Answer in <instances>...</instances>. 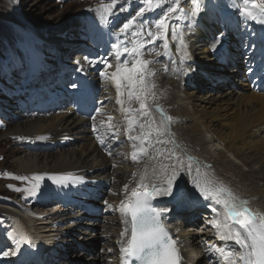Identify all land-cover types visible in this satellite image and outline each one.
Segmentation results:
<instances>
[{
	"label": "bare ground",
	"instance_id": "6f19581e",
	"mask_svg": "<svg viewBox=\"0 0 264 264\" xmlns=\"http://www.w3.org/2000/svg\"><path fill=\"white\" fill-rule=\"evenodd\" d=\"M193 2V8L192 5H187L188 9H192L191 12L198 6L196 1ZM238 3L240 9L245 7L244 0L237 1ZM13 5L15 6H9V9L14 15L9 19L21 26L29 38L37 40L40 44L53 46L57 54L54 58L59 61V64L54 63L55 67L60 65L63 67L62 71L82 75L73 79L77 87L73 88L72 99L57 90L49 76L45 78L46 82L52 85L50 99L57 105L58 112L54 117L51 113L44 117H32L33 113L41 111L36 104L28 107L22 105L13 110L23 114L18 113L15 120L21 121L30 117L31 120L27 122L32 123L16 127L12 134L36 143L37 152L39 146L56 151L54 155L43 156L21 152L20 156L14 159V169L19 172L17 176H26L29 180H32L34 175L43 176L41 187L45 192L42 195L55 194L63 202H75L81 206L80 209L88 218H92L87 220L81 214L74 217L58 214L47 218L39 217L30 211L20 213L8 204H0V220L6 217L5 219L17 221L21 225L17 234L26 233L31 241L30 245L20 246L21 252L17 254L20 260H17V264L25 259H34L39 261V264H46L43 261L47 257L57 258L60 254H64L74 264L79 261L80 264H120L121 254L117 241L125 225L121 223V214L116 209L120 200L125 198L123 186L127 183L130 191L135 187L140 172L147 170L151 175L154 167H159L162 157L157 156L158 149L174 148L184 159L185 166L189 163L187 158L192 157L191 175L182 174L179 181L188 198L183 203H177L170 197H155L161 205L170 203L180 210L191 205H208L209 202L204 201L195 190L193 181L199 178L229 187L236 196L249 201L247 207L253 213L264 216V94L260 93L264 91V42L258 43L259 40H264V25L245 19L240 9L222 12L221 17L208 16L206 10L201 11L187 30L185 38L183 55L187 54V61L194 69L188 75L179 74L178 70L174 72L170 68L165 71L163 55L157 56L156 45L159 41L156 45L149 46L152 50L150 54H144L143 58L156 62L149 65V69L155 73L152 80H149L155 84V97L149 99L148 103L153 108L159 105L166 116L173 118L172 136L160 139H171L174 143L157 144L153 136L150 145H146L148 154L138 153L137 161H133L131 154L140 146V141H130L125 134L129 114L124 113L121 105L116 104V91L111 80L98 74V66L92 69L90 64L84 61L86 56L93 55L94 52L99 54L93 48L99 38L84 39L81 36L80 42H77L74 24L70 25L69 22L58 30L57 35L43 27L33 29L22 22L16 4ZM120 5L123 4L120 2L113 10L115 14L111 17L109 26L103 24L99 29L97 19L92 18V31L101 33L103 38L108 36L115 42L113 30L118 31L123 19L134 15L130 14V7ZM248 7L258 14V10L251 9L250 4ZM87 10L82 13H87ZM97 10H100V14L104 12L101 7L95 9L96 12ZM148 24L153 26L150 22ZM144 28L147 30L148 26ZM152 31H155L154 28ZM221 32L225 33L227 38H224L213 52L212 40ZM171 47L175 53L177 43H171ZM111 52V62L114 63V50L111 49ZM212 63H217L214 66L216 70H210ZM234 65L241 67L234 69ZM246 67L250 70V76L257 75L255 85H251L255 92L250 91L249 86L245 84L246 76L243 72ZM78 68L82 71H77ZM107 71L111 73L114 67ZM217 72L224 75L223 79H227V84L218 83L212 77ZM232 75L239 76L240 88L232 85ZM89 80L93 85H89ZM187 87H191L193 91L191 89L187 93ZM205 87H209V93L203 99L201 93ZM222 88L225 92L221 91ZM82 90H85V93H82ZM163 95L168 97V100H165ZM97 98L99 102L96 101ZM121 99L125 101L123 107L139 109L135 100H127V92ZM95 108H101V114H97ZM92 116H96L95 121ZM108 116H112L113 121L109 122ZM151 116L158 125L160 114L152 112ZM88 118H91V121H86ZM140 122L147 121L145 118H138L131 135H139ZM109 123L115 124L119 131L114 133L109 128ZM9 124L12 123H3L6 128ZM97 135L106 139L104 145L98 142ZM133 172L138 173L137 177L132 176ZM57 179H63L64 185L58 186L54 183ZM14 181L23 183L17 179ZM153 181L154 178L149 182ZM92 189L101 190L98 195L100 205L108 202L107 208L102 209L104 216L99 224L97 222L100 215L93 210L94 198L97 196L89 195ZM28 202L36 207L44 206L37 200L31 201L30 198ZM215 207L222 212L220 206ZM3 222L8 223L5 220ZM203 230V234L181 230L177 235L183 249V264H212L208 262V255H214L217 264H223L218 253L209 251L213 245L227 250H239V246L234 242L225 243L218 240L214 228ZM2 236L4 233L0 229V237ZM76 236H79V244L85 248H71L70 240ZM109 249L112 251L109 252ZM12 259L16 260L15 256H12Z\"/></svg>",
	"mask_w": 264,
	"mask_h": 264
},
{
	"label": "snow or ice",
	"instance_id": "6c2138e0",
	"mask_svg": "<svg viewBox=\"0 0 264 264\" xmlns=\"http://www.w3.org/2000/svg\"><path fill=\"white\" fill-rule=\"evenodd\" d=\"M118 0H111V3L102 4L100 7L105 13L114 15V8ZM197 8L191 12V19L201 12L207 10L205 0H196ZM167 4L166 10L156 19L152 31V25H149L147 30L141 24L136 27L137 21L144 17L146 13L154 12L157 9L163 8ZM245 7L240 9L245 19L256 21L264 25V0H244ZM258 10L253 12L249 9ZM138 9L134 15L126 20L118 31L113 30L112 34L116 36L115 42L111 44L114 63L109 62L107 58L101 61H89L90 65L95 66L97 63H103L104 70L97 69L99 75L108 77L112 86L116 91V104L121 105L124 113H128L127 129L125 134L130 141H140V146L131 154V159L137 161L138 153L147 155L148 147L152 137L155 136L157 144L174 143L171 139H160L161 137H171V124L173 118L166 116L163 109L156 105L155 108L148 103L149 99L155 97V84L149 81V77L155 75L149 69V65L156 62L144 59V54H150L149 46L156 45L158 41L162 42V47L165 51L169 48V24L168 21L177 13H181L187 19L188 14L181 7V0H139ZM123 7V5H121ZM191 23L187 27H191ZM146 31V35H145ZM225 33L221 32L217 35L212 43V51L215 52L218 46L222 43ZM130 37V38H129ZM173 40L176 39L175 33H172ZM181 45L184 44L183 38L180 39ZM179 51V49H178ZM160 53L157 52V56ZM125 56L132 57L131 61ZM87 59V58H85ZM176 63V61H172ZM180 63L184 65L180 71L185 75L190 74L192 69L191 64L187 61V54L182 55ZM114 67V71L109 73L107 70ZM77 71H82L78 68ZM167 71V66H165ZM73 88L77 85L73 83ZM107 91V89H105ZM127 92V100L129 102L135 100L139 104V109L123 107L125 101L121 99ZM97 114H101V108H95ZM158 112L160 114V122L157 125L152 119L151 113ZM93 121L96 116L91 117ZM138 118H145L147 121L139 123V135H131L133 127L137 125ZM108 121H113L112 116L107 117ZM103 124L104 122L101 121ZM109 128L113 132H118L119 128L112 123H109ZM147 129V130H145ZM93 131H96L95 124ZM97 140L101 145L106 143V139L97 135ZM45 139V137H38ZM136 147V145H133ZM111 154V152L109 153ZM157 156L162 157L159 167H154L151 175L147 170L133 172L132 176L137 177L135 187L129 191V185L124 184L125 198L119 202V207L116 209L121 214V223L125 225L124 229L119 233L120 239L119 252L121 254L120 264H181V256L177 249V242L173 240L168 231L165 229L162 218L167 213L168 209H158L151 203L152 199L158 196L170 197L177 203H183L188 194L180 187L179 181L182 174L191 175L192 172V157H188L189 163L185 166L184 159L177 154L174 148L167 150L158 149ZM115 167V165H113ZM197 174L200 175L197 167ZM8 176V174H5ZM17 180L25 181L26 176L9 177ZM154 178V181L149 182ZM43 176L34 175L31 187L25 191L29 197H34L42 194L45 190L41 187ZM58 186L64 185L63 179L54 180ZM195 190L203 197L204 201H208L212 213L216 214L213 218L206 221L212 228L215 229V235L222 242H234L239 246V250H227L218 246H210L209 251L218 253L222 257L223 264H264V216L253 213L247 205L249 201L236 196L233 191L223 185L216 184L212 181H202L196 179L193 181ZM15 191L20 192L21 189L16 188ZM113 195H117L113 193ZM107 205L108 202L105 201ZM220 206L222 212L215 207ZM7 236L15 244V248L11 250L0 249L2 256H17L21 252L22 244H31L30 238L26 233H15L14 231L7 232ZM109 252L112 249L108 250Z\"/></svg>",
	"mask_w": 264,
	"mask_h": 264
},
{
	"label": "rangeland",
	"instance_id": "374dc122",
	"mask_svg": "<svg viewBox=\"0 0 264 264\" xmlns=\"http://www.w3.org/2000/svg\"><path fill=\"white\" fill-rule=\"evenodd\" d=\"M185 1L186 0L182 1L181 7H183ZM120 2L122 4H127L128 2H134V0H118L116 7L119 6ZM107 3H111V0H0V96H8L11 101H19V99H23L24 102L28 103L26 106L35 105L36 102L40 101L44 98V96H48L49 94V90L47 89L48 86H45L44 84V78L47 75H49L52 80H54L55 84H59L58 89L60 91L69 92V96H72V86L71 83L68 82L71 79V74L63 72L60 67H55L53 69L54 64L50 65L51 61H53L54 58L53 47L39 44L37 40L29 38L21 29V26L17 25L15 22L9 19L14 15V12L9 9V6L12 7L15 6L13 4H16V7L19 10V18L21 20L23 19L22 22L26 21L31 24L33 28L37 29L43 27L46 28L49 32L52 31L54 34H56L59 29H61L66 23L69 22L70 25L74 24V31L83 34V36H89L91 29L88 25L85 24L87 18H81L80 16L82 13V9L93 7L97 8L100 5ZM193 4L194 2H192V8ZM132 5L135 6L134 4ZM166 7L167 4L163 8L158 9V13H162L164 10H166ZM191 10L192 9H188L190 15ZM91 13L93 14L92 16H95L97 12L92 11ZM83 15L92 19L89 13H83ZM107 15L110 17V14ZM112 16L113 15H111V17ZM96 19L97 18L95 17V20ZM121 19L122 18H120V21ZM110 20L112 19L110 18ZM190 22H192L191 18L189 17L186 20L184 15H182L181 13H177L176 15H174L168 21V43L171 40L173 32L175 33V36L178 33H181L179 38H183L184 44H177V47H185V31L188 23ZM35 48H37L40 54L45 53L47 58H45V56L41 58L35 57ZM3 49L5 51H2ZM25 49H29L30 53L34 56V60L37 64V69L31 66L28 54L24 52ZM99 49L102 50V47L99 46ZM168 51L169 48L165 52ZM103 53V59L107 58L109 60V52L107 50H104ZM168 53L176 56L174 53H171V51H169ZM49 60L51 61L44 62ZM95 60H97V58ZM101 66H103V63H101ZM6 67H9V74L6 70ZM30 71H32L33 73L30 74ZM149 78V80H152V77ZM105 80H107V78H105ZM208 88L209 87H205V89L202 91V98L208 95ZM186 89H188L187 93H189L192 88L187 87ZM2 90L7 91L2 92ZM221 91H224V89L222 88ZM47 99H45V101ZM164 99L168 100V97ZM5 101H7L6 97H0V122L4 124H12L7 125V128H5L3 124H0V199L7 200L10 198L15 201L14 204H16L20 202L22 196H24L25 198H30L25 190L31 187L33 180H29L28 178L27 180L23 181V183H19L20 181L16 182L11 180L10 178L8 179V176L12 177L13 175L17 176L19 174V172L14 169V159L17 156H20L21 152L43 156L54 155L56 151L51 148H45L43 146L38 147V152L37 150L30 151L29 148H35L34 145H36V143H32V141L30 142V139L28 138L21 136L17 137V135L12 134L13 130L16 127H20L21 125H28L32 122H27L28 120H31L30 118H23L21 119V121L15 120L18 113L20 115L23 114L20 111H13L16 109V107H14V103L10 104L9 106V104ZM44 115L45 113L42 112L38 116L42 117ZM54 116L55 114H53L52 117ZM6 173L8 174V176L5 175ZM9 185L12 187V189L7 188V186ZM16 188L21 189V191H15ZM52 204L56 205V203L53 202L50 204V207L52 206ZM57 207L58 206H53L52 208L46 207L45 209H41L40 207L33 206L29 203L22 204V207L18 206L15 208L18 210V212H25L26 210L30 211L36 216L47 218L57 214ZM5 218H2L0 221H4ZM2 224L9 226L5 222ZM12 225L14 226V223H12ZM78 240L79 236H76L72 241H70L69 244L71 248L78 247ZM5 259H7V257L0 255V263ZM53 264L72 263L68 261L67 257H64L63 254H61L60 258L58 257L56 261H53ZM76 264H80V261Z\"/></svg>",
	"mask_w": 264,
	"mask_h": 264
}]
</instances>
